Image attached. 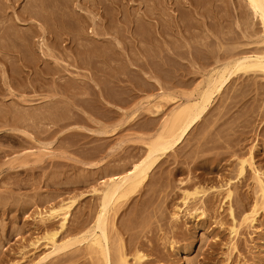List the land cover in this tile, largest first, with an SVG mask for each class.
<instances>
[{
    "label": "bare ground",
    "instance_id": "bare-ground-1",
    "mask_svg": "<svg viewBox=\"0 0 264 264\" xmlns=\"http://www.w3.org/2000/svg\"><path fill=\"white\" fill-rule=\"evenodd\" d=\"M18 1L0 0V136L22 148L27 139L36 142V151L30 153L35 165L55 157L68 159L54 147L65 145L60 137L72 130L74 144L80 142L87 151L78 161L90 169L65 183L89 185L92 197L78 205L81 211L73 224L72 208L83 192L68 198L59 191L45 196L42 201L49 207L34 212L39 234L28 243L33 250L28 264H61L80 255L89 264H184L181 254H189L194 244L191 231L203 225L214 242L198 253L199 259L187 263H263V255L240 258L238 239L242 229H264V143L255 142L243 151L229 125L218 137H195L188 153L178 150L213 99L226 100L229 85L242 77L253 82L234 87L229 98H244L254 89L253 117L264 118V0H31L21 8ZM159 26L162 38L157 40ZM109 36L114 41L136 40L131 49L135 53L159 54L154 64L145 63L148 68L156 72L172 68L177 74L168 85L155 74L159 87L155 98L173 101L167 116L144 125L149 134L120 140L118 145L128 140L138 146L103 163L108 136L127 122L114 117L121 115L119 106L109 114L101 104L108 51L114 55L121 51L109 46ZM191 40L195 58L190 56ZM183 59L199 67L192 69L200 75L198 81L188 77L192 72L185 69ZM67 66L92 69L90 74L71 75ZM191 84V92H180ZM36 96H46L50 103L35 105ZM151 97L123 116L132 118L140 109L159 112L144 105ZM90 98L94 107L80 103ZM133 99L134 95L128 98ZM229 112L223 106L221 115ZM216 147L218 151H213ZM27 163V156L18 155L1 165L19 170ZM142 192L144 200L129 212V219L154 207L160 198V207L165 203L169 214L168 231L123 230L118 219L124 204ZM162 220L161 215L157 222ZM132 223L128 222L129 229ZM257 235L262 243L255 245L263 248L264 231ZM218 245L225 249L217 252ZM218 253L223 257L215 259Z\"/></svg>",
    "mask_w": 264,
    "mask_h": 264
},
{
    "label": "rangeland",
    "instance_id": "rangeland-1",
    "mask_svg": "<svg viewBox=\"0 0 264 264\" xmlns=\"http://www.w3.org/2000/svg\"><path fill=\"white\" fill-rule=\"evenodd\" d=\"M30 2L31 0H19L17 4L19 3V8H21L22 6L29 5ZM160 29H162V26H159L157 29L158 33H156L155 36L157 40L162 38L159 34ZM109 38L111 39L109 40L111 42L109 46H118L117 48H121V51H117V55L108 51L109 55L106 57L108 61V65L106 66L107 75L102 83L105 99H102L101 104L105 109L104 112H108L109 114L117 110L115 106H119L121 108V115L116 114L114 117L117 118L116 120H120L122 117L126 118L127 122L123 127H120L114 135L108 136L109 144L105 151L107 155L105 159H103V163L111 161L114 158L126 156L134 146H138L137 143L129 142L128 140L118 145L120 140L129 136L149 134L150 132H145L146 130L143 129L144 125L152 119L160 122L167 116L171 107L174 106L173 101L168 98H155L154 95L159 90L156 83V78L158 77L155 74L161 77L159 79H161L165 85L170 84L171 79L177 74L172 68L161 69L160 72H156L152 67L148 68L145 63L154 64L158 60L159 54L152 52L147 54V56H141L135 53L131 49L135 47L134 43L136 44V40L132 42L129 41L130 39L128 38L118 37L117 41H114L112 36H109ZM156 43L155 40L153 42L154 48L156 47ZM213 43V47L218 46V42ZM190 44L194 52L195 43L191 40ZM196 55L197 52L190 54V56H194V58ZM191 60L193 61V59ZM181 61L185 69H189L191 72L192 69L199 68L197 65H195L196 67L191 66L190 61H187V59ZM119 64V69H116ZM67 68L69 69L67 73L71 75H76V73L90 74L92 69L87 67L76 68L73 66H67ZM115 77L119 78V82ZM188 77L196 78V81L200 79V75H195L193 72L189 74ZM244 82H253V80H251L250 77H242L229 85V93L226 100L221 96H217L213 99L208 111L201 121L191 130L190 134H188L187 139L181 144L178 152L185 150L184 152L188 153L194 146L191 145L195 143L194 138L200 137L202 134L214 137H218L219 134H225L229 125L234 127L235 134L238 135L239 138L238 146L241 147L243 151H247L255 142H259V144H262V142L264 143V118L263 116L254 118V114H252L255 111V108H252L255 105V90H247L245 92L247 96L241 99L239 97V99L232 100L229 98L231 93H233L231 89L236 86H241ZM166 87L169 88V86ZM193 87L194 85L191 84L179 90L180 92H191ZM223 94L226 95L225 92H223ZM130 95H134V99L131 101H129L130 99L128 100ZM148 96H152L150 98L152 101L148 104L144 103V105H149L153 111L158 110L159 112L150 113L145 109H140L132 118L129 117V115L127 117L123 116L124 113L130 114L131 110L135 108L134 106H136L138 102L146 101V97ZM260 97L261 96L258 97L259 103L262 101ZM32 99L34 100L33 103L38 106L48 105L50 103L49 100H51L46 96L44 98L36 96L32 97ZM90 99L83 100L80 103L89 108L94 107L93 101ZM258 102L256 104H259ZM223 106H226L230 110V112L224 116L221 115ZM94 116L97 115L94 114ZM97 117L101 119L99 116ZM111 123L112 122H109V124ZM114 123H116L115 120ZM88 126L92 129L96 128L94 123H90ZM230 132L232 133V131ZM72 133L73 131L68 129L63 132L60 137V142L64 141L65 145L68 143V145H66L67 147L65 145H61L62 147H56L55 145L54 147L56 148V153H62L63 151L62 155L66 156L68 159L55 157L35 165H33L35 156L30 155V153L36 151V142L30 143L27 139L29 143L25 142V147L22 148L13 145L9 140H5L3 136H0V264H11L15 262H20L21 264L29 263L30 254L33 250L28 246V243L34 236L39 234L37 232V225L35 224L37 218L34 212L37 209L45 210L43 208L47 209V207H49L48 203L42 201L47 194H54L59 191L61 195L63 194L64 198H68L83 192V196L76 201L72 208L71 220L73 224L80 214L79 211H81L78 205H86L90 198L92 199L89 193V185L82 183H65V181L74 182L77 172H84L90 169V167L78 161L83 160V154L87 151L82 150L83 147L80 142L74 144L75 138ZM91 135H93V133H91ZM91 135L89 134V137ZM56 137L59 138L58 135ZM39 139L44 141L43 137ZM10 145L12 147H10ZM64 148H67V150H64ZM218 148L219 147L214 148L213 151H218ZM18 155L27 156L28 163L22 169H12L9 168V165H1L3 162ZM169 158L172 159V157ZM56 182H60L61 184H54ZM143 192L125 202L123 212L118 219L123 230L139 232L168 231L169 214L165 209V203L160 207V198L153 202L154 207H150L148 211L137 213L136 217L132 219L134 220V223H132L133 227L130 229L128 228V222L132 221L129 219L131 216L129 212H132L135 206L144 200L145 195ZM35 199H38V201H35ZM161 215L163 220L157 222L158 217ZM204 227L207 226H195V228H193L195 230L191 231L194 244L189 254H181V262L184 264H189L187 263L189 259H199L198 253L206 250L207 245L214 242V240L209 237ZM242 231L244 234L240 235L238 239L239 250L243 254L240 258L244 255H246V257H252L253 255L264 256V247L259 248L255 245L262 243L257 233L264 231V229L251 228L242 229ZM225 234L226 231H222L220 236L225 238ZM21 248L24 249V253H19V249ZM222 248L224 250L225 246H222ZM222 248L218 245L216 247L217 252H220ZM162 251L166 250L162 247ZM220 257H223V255H219V253L214 256L215 259ZM240 258L237 254L235 256L233 255L235 263H237ZM61 264H89V260L80 255L76 257L74 261H64ZM162 264H168V262L165 263L162 261ZM261 264H264V262Z\"/></svg>",
    "mask_w": 264,
    "mask_h": 264
}]
</instances>
